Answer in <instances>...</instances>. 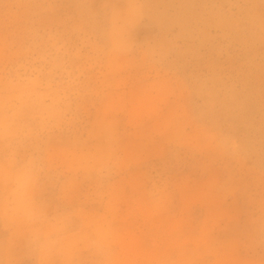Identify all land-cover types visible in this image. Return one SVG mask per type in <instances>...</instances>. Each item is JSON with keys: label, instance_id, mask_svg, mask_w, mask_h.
<instances>
[{"label": "rangeland", "instance_id": "1", "mask_svg": "<svg viewBox=\"0 0 264 264\" xmlns=\"http://www.w3.org/2000/svg\"><path fill=\"white\" fill-rule=\"evenodd\" d=\"M0 264H264V0H0Z\"/></svg>", "mask_w": 264, "mask_h": 264}]
</instances>
